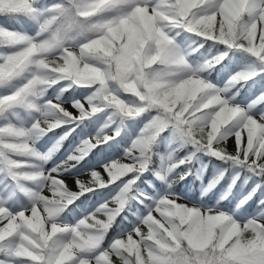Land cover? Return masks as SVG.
Here are the masks:
<instances>
[{
    "label": "snow or ice",
    "instance_id": "obj_1",
    "mask_svg": "<svg viewBox=\"0 0 264 264\" xmlns=\"http://www.w3.org/2000/svg\"><path fill=\"white\" fill-rule=\"evenodd\" d=\"M0 264H264V0H0Z\"/></svg>",
    "mask_w": 264,
    "mask_h": 264
}]
</instances>
